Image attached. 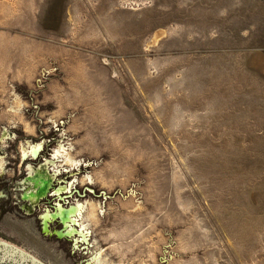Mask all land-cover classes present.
Instances as JSON below:
<instances>
[{
    "label": "rangeland",
    "instance_id": "374dc122",
    "mask_svg": "<svg viewBox=\"0 0 264 264\" xmlns=\"http://www.w3.org/2000/svg\"><path fill=\"white\" fill-rule=\"evenodd\" d=\"M5 133L98 197L19 256L264 264V0H0Z\"/></svg>",
    "mask_w": 264,
    "mask_h": 264
},
{
    "label": "flooded vegetation",
    "instance_id": "af4514ba",
    "mask_svg": "<svg viewBox=\"0 0 264 264\" xmlns=\"http://www.w3.org/2000/svg\"><path fill=\"white\" fill-rule=\"evenodd\" d=\"M32 136L27 137L32 139ZM18 139L16 133H5L3 141H0V252L5 243L18 248L4 237H19L23 243L30 244L36 231L46 238L67 240L74 253L88 254L94 241L90 235V243L85 242L88 237L84 239L80 233L83 219L78 211H82L83 202L88 197L86 192L98 198L97 195L86 188L83 193L79 181L72 177L59 179L61 173H58V166L49 159L51 154H43V146H39L40 152L35 158L30 150L42 144H23L19 147ZM6 141L9 144L3 145ZM24 151L27 157L23 156ZM61 211H64L65 218L60 216ZM73 220L78 222L73 223ZM84 234L88 236L86 230ZM96 254L88 259L79 258L80 264H90ZM13 260L18 262L16 264H34L28 258Z\"/></svg>",
    "mask_w": 264,
    "mask_h": 264
},
{
    "label": "bare ground",
    "instance_id": "6f19581e",
    "mask_svg": "<svg viewBox=\"0 0 264 264\" xmlns=\"http://www.w3.org/2000/svg\"><path fill=\"white\" fill-rule=\"evenodd\" d=\"M39 152H40V147H33L30 150V153L33 154L35 158H37ZM23 156H27V153H23ZM67 161L71 164H74V161L72 159H68ZM87 209H88V205L82 206V211H87ZM82 211L81 210L78 211L79 217L83 219L82 231L80 233L83 234V238L86 239L87 236L84 234V232L85 230H87V227H89V224H88V221L86 222V219ZM60 216L64 218L66 217L64 214V211H61ZM67 219H70V217H68ZM77 222H78L77 220H73V223H77ZM22 256H25V255L23 254ZM90 264H113V263H111L110 261H108V259H106V257H104L102 251H98V253L95 255V257L93 258Z\"/></svg>",
    "mask_w": 264,
    "mask_h": 264
},
{
    "label": "water",
    "instance_id": "95a60500",
    "mask_svg": "<svg viewBox=\"0 0 264 264\" xmlns=\"http://www.w3.org/2000/svg\"><path fill=\"white\" fill-rule=\"evenodd\" d=\"M8 246H10V245L5 244V248L1 249V252H0V264H16L18 262L16 261V263H15L13 259L17 260L19 258L24 259V260L26 258H28V260H31V256H19L17 248L12 247V246H10L9 248H6ZM34 264H37V263H34Z\"/></svg>",
    "mask_w": 264,
    "mask_h": 264
}]
</instances>
